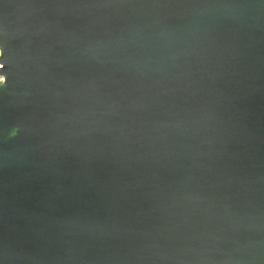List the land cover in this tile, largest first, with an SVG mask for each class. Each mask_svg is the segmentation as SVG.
<instances>
[{"label": "water", "instance_id": "1", "mask_svg": "<svg viewBox=\"0 0 264 264\" xmlns=\"http://www.w3.org/2000/svg\"><path fill=\"white\" fill-rule=\"evenodd\" d=\"M0 264H264V0H0Z\"/></svg>", "mask_w": 264, "mask_h": 264}, {"label": "built area", "instance_id": "2", "mask_svg": "<svg viewBox=\"0 0 264 264\" xmlns=\"http://www.w3.org/2000/svg\"><path fill=\"white\" fill-rule=\"evenodd\" d=\"M0 56H1V53H0ZM2 67L0 66V69H1ZM3 78L2 77H0V84H2L3 83Z\"/></svg>", "mask_w": 264, "mask_h": 264}]
</instances>
